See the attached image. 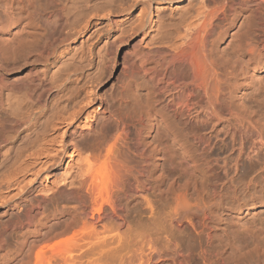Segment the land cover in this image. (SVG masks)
<instances>
[{
	"label": "bare ground",
	"instance_id": "bare-ground-1",
	"mask_svg": "<svg viewBox=\"0 0 264 264\" xmlns=\"http://www.w3.org/2000/svg\"><path fill=\"white\" fill-rule=\"evenodd\" d=\"M123 45L141 82L120 102L102 89ZM218 125L264 156V0H0V264H162L129 211L162 149L206 163Z\"/></svg>",
	"mask_w": 264,
	"mask_h": 264
},
{
	"label": "rangeland",
	"instance_id": "rangeland-1",
	"mask_svg": "<svg viewBox=\"0 0 264 264\" xmlns=\"http://www.w3.org/2000/svg\"><path fill=\"white\" fill-rule=\"evenodd\" d=\"M138 47L134 48L136 53L142 50L140 46ZM131 50L133 52V48L127 50L123 45L115 52L117 66L110 71L111 76L109 75V79L102 89L108 99L110 96L117 99L124 98L127 95L126 92L132 93L130 91L132 89L135 92V84L141 82L135 76L132 77V80L129 77L128 70L132 69L131 61L135 54L130 53ZM123 61L127 63L125 74L131 80L130 82L126 75L122 76L124 72L119 65ZM129 84L131 85L130 90ZM119 101L121 102V100ZM117 103L116 105L119 106ZM222 127L223 125H218L212 131L211 126L208 128L206 126L202 130L208 139L206 140L207 144H204L206 146H203V152L206 150L204 155L206 157L203 156V158L207 164L204 163V159L201 158L203 161L201 162L200 157H196L194 158L195 163L192 158L191 163L186 164L188 166L186 168L185 164L177 162L178 159L174 158L176 161L172 159V170L170 169V171L169 168L167 169L166 160H164L166 150L163 152L161 148L157 161L160 167L157 175L163 172V175L167 176V179H164L166 181L159 190L155 189L154 192L148 193L146 197L147 201L149 200L148 205L133 206L134 208L131 207V211H129L128 218L130 220H128L131 230H135L134 233H137V230L140 229L141 231L138 230L139 234L152 235L148 237L154 238L155 251L161 256L163 262L160 263L162 264H170L168 259L175 252L182 255L185 264H264V190H262L264 188V164H262L264 156L262 153L259 152L258 155L256 152L257 155L253 153L252 156L250 155V159L245 154L239 157L242 160L234 157L237 155L236 147L231 146L229 136L224 137L225 132ZM220 140L223 142L221 143ZM225 141L228 142V145ZM232 157L238 159L241 164L240 168L238 166L239 172L233 170L232 162L234 160ZM258 157L262 159H258ZM259 162L262 163L259 164ZM179 163L183 164V167L179 166ZM225 176L227 177L225 178ZM174 195L176 196L174 197ZM178 197L180 198L178 202L183 198V201L188 202H186L188 214L185 217L189 221L187 219L188 223L187 221L183 222L184 227L180 229L175 226V222H171L178 211H181L178 215L179 220H181L180 218L184 219L183 216L186 213L178 210V206L175 207V204H178V202L175 203ZM145 202L146 200L144 204H147ZM131 212L132 214H130Z\"/></svg>",
	"mask_w": 264,
	"mask_h": 264
}]
</instances>
